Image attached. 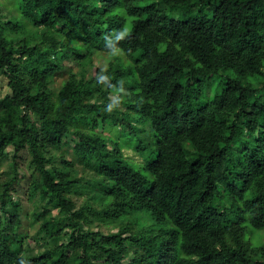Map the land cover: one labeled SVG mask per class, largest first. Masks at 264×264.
Masks as SVG:
<instances>
[{
    "label": "trees",
    "instance_id": "trees-1",
    "mask_svg": "<svg viewBox=\"0 0 264 264\" xmlns=\"http://www.w3.org/2000/svg\"><path fill=\"white\" fill-rule=\"evenodd\" d=\"M0 76V264H264V0H0Z\"/></svg>",
    "mask_w": 264,
    "mask_h": 264
},
{
    "label": "rangeland",
    "instance_id": "rangeland-1",
    "mask_svg": "<svg viewBox=\"0 0 264 264\" xmlns=\"http://www.w3.org/2000/svg\"><path fill=\"white\" fill-rule=\"evenodd\" d=\"M94 62H95V64L97 63L96 58H95ZM64 78H65V76L56 77L55 82H54V86H59L61 84V81ZM6 82H7L6 79L3 76H0V97L3 96L8 91V88L6 86ZM1 171L2 170H0V172ZM25 187H26V181L22 180L19 188H20V190H23V189H25ZM21 196L24 197L22 204H23L24 210H26L28 207H27V201H26L25 195L23 194ZM78 201H80V199ZM23 223L26 225L27 220L24 219ZM27 230L29 231V234L31 237L28 238L27 240H25V242H24V249H23V252H24L23 255L24 256H30V255L36 254L38 252V250L41 248L40 245L42 243H47V244L49 243L48 239L41 238L40 235H37L38 234L36 231L37 226L32 227V228L29 227Z\"/></svg>",
    "mask_w": 264,
    "mask_h": 264
}]
</instances>
